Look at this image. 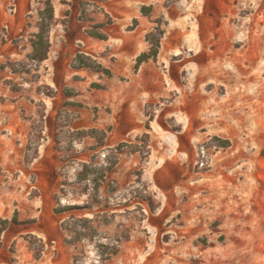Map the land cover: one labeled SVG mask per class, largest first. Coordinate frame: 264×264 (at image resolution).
<instances>
[{
	"label": "rangeland",
	"instance_id": "374dc122",
	"mask_svg": "<svg viewBox=\"0 0 264 264\" xmlns=\"http://www.w3.org/2000/svg\"><path fill=\"white\" fill-rule=\"evenodd\" d=\"M17 1L7 0L16 8ZM52 1L27 3L43 16L46 31L55 25L48 17ZM60 1L69 15L54 34L65 28L85 43L83 30L94 25L89 14L104 11L100 2L109 0ZM145 1L126 7L148 8L152 32L162 30V39L167 33L166 61L157 68L171 75L165 82L170 94L147 107L148 131L119 144L112 106L90 104L84 112L89 127L102 117L103 144L78 137L72 130L78 116L62 107L55 121L60 129L53 131L57 163L34 161L44 127L36 119L25 150L28 174L11 185L8 217L0 219L4 264H264V0ZM80 12L87 21L77 19ZM172 16L181 19L179 29L200 19L221 31L188 37L186 47L170 49ZM105 19L112 22L109 15ZM137 25L133 19L126 29ZM13 67L28 69L22 62ZM103 81L118 91V79ZM182 99L195 102L187 107L191 134L177 115L165 114ZM37 165L56 171L29 172ZM69 205L84 208L54 211ZM71 216L96 220L97 230L84 237L90 239L68 243L74 237L62 223ZM97 242L117 246L118 254L102 260Z\"/></svg>",
	"mask_w": 264,
	"mask_h": 264
},
{
	"label": "crops",
	"instance_id": "0c3cea01",
	"mask_svg": "<svg viewBox=\"0 0 264 264\" xmlns=\"http://www.w3.org/2000/svg\"><path fill=\"white\" fill-rule=\"evenodd\" d=\"M128 1L141 4L146 2L145 0L99 1L101 6L105 7L104 11L89 14L88 21H93L90 23L94 24L104 23L105 16L109 15L112 22L105 24L101 29L107 39L102 40L89 36L86 30L92 25L88 23L83 30L85 43H80L77 37L71 35V32L75 33L74 31H67L63 28L60 33L54 34L58 27L55 25L67 23L69 12L68 5L60 0H53L52 18L55 25L46 32L50 46L47 57L38 62L32 58L31 40L40 31V26L44 25L43 16L33 14L32 10L29 11L27 3L30 0L17 1V8L7 0H0V219L8 217L6 211H9V204L12 201L10 198L11 185H16L14 184L17 183L16 178H25L28 174V169L24 165L25 150L36 119L43 120L44 127H42L38 155L34 161L41 164L57 163L58 152L55 150L54 132L60 129L55 121L62 107L67 106L69 111L78 116L72 125V130H102L105 128L102 117L89 127L84 124L86 122L84 112H87L90 104L112 106L114 111H118L116 115L118 126L114 137L119 144L134 141L142 133L148 131L146 127L147 107L170 94L171 86L165 82L172 79L171 75H165L164 72L161 74L157 68L166 61L165 49L169 44L167 33L161 41L158 63L150 59L143 62L136 70L137 57L147 52L150 47L145 36L152 32L154 27L148 17L142 14L141 6L130 12L126 7ZM183 2L180 0L178 3L180 5ZM80 15L81 12L77 16L79 21H87ZM133 19L137 20V27L127 30L126 28ZM200 19H204L203 16ZM200 19H196L195 23H189L186 28L184 26L179 29L181 19L172 16L174 30H171L170 49L178 51L183 48L182 46L186 47L185 44L189 42L188 37L191 40L195 35L213 36L220 33V27L204 26ZM110 38H114L111 47L107 45L110 43ZM93 40L101 42L102 45L92 44ZM199 43L204 45L200 38ZM78 54L90 57L96 64L110 70L111 75L81 65L76 59ZM134 60L135 64H133ZM19 62L25 63L28 69L14 68L13 65L17 67ZM189 62L186 61L184 66H188ZM168 63V66H171V62L168 61ZM125 65L128 68L124 69ZM132 65L133 75H131ZM102 78L108 82L118 79L116 81L118 91L114 90L112 85L108 87ZM192 103L195 104L193 99H182L165 111L167 115H177L178 122L183 123L184 130L190 134L193 127L189 123L191 110H187V107ZM99 113L101 116V112ZM154 121H151L149 130L154 136L152 140L157 137L154 135V129L156 130ZM52 170L56 171V167L49 170L45 166L37 165L29 172L42 175ZM23 192L25 193V190ZM4 263L0 260V264Z\"/></svg>",
	"mask_w": 264,
	"mask_h": 264
},
{
	"label": "trees",
	"instance_id": "16d2710c",
	"mask_svg": "<svg viewBox=\"0 0 264 264\" xmlns=\"http://www.w3.org/2000/svg\"><path fill=\"white\" fill-rule=\"evenodd\" d=\"M141 11L144 15H147L148 8L142 7ZM53 16V9L51 7L49 16L50 19ZM105 24L98 23L90 26L86 30L87 34L91 37L96 39H107L105 33L101 31ZM46 25L40 26V31L35 35V38L31 40V44L33 46V54L32 58L36 61H43L47 57V53L49 50V40L46 37ZM164 32L162 30H158L157 32H149L146 34L145 38L146 41L149 43L150 47L149 50L145 53L140 54L136 59L135 69L137 70L143 62H146L150 59L156 60L158 57L161 39L163 37ZM76 59L80 62L81 65H86L94 70L102 71L106 75H111L110 70L103 68L101 65L96 64L93 59L90 57L84 56L83 54H78ZM93 61V62H92ZM95 63V64H93ZM146 127L148 128L149 125L147 124ZM76 134L80 138L84 137H96L98 139V143L103 144L106 133L105 131L98 130V129H88V130H77ZM228 143V142H225ZM84 206H77V205H69L64 206L62 208H55V213H65L74 210H81ZM12 222H16L15 217L12 218ZM96 220L88 217H75L71 216L67 222H63L62 226L65 230H68L72 233L74 238L68 239V243L76 244L78 241L90 238H84L89 235L88 231H96L97 225H94ZM96 249L98 253H100V257L102 260H108L112 255L118 254V247L117 246H108V244H104L102 242H97ZM77 260V258H75Z\"/></svg>",
	"mask_w": 264,
	"mask_h": 264
}]
</instances>
